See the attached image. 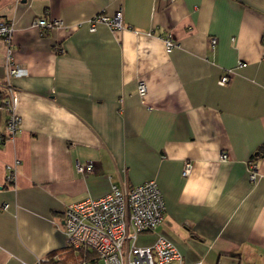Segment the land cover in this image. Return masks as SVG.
<instances>
[{
	"label": "crops",
	"instance_id": "crops-1",
	"mask_svg": "<svg viewBox=\"0 0 264 264\" xmlns=\"http://www.w3.org/2000/svg\"><path fill=\"white\" fill-rule=\"evenodd\" d=\"M120 8L127 30L90 31ZM0 18L14 26L10 45L0 39V96L9 47L27 72L10 82L22 119L11 139L0 111V264L58 261L69 205L150 180L165 220L142 245L164 237L187 263L264 264V157L249 178L264 146V0H0Z\"/></svg>",
	"mask_w": 264,
	"mask_h": 264
},
{
	"label": "built area",
	"instance_id": "built-area-1",
	"mask_svg": "<svg viewBox=\"0 0 264 264\" xmlns=\"http://www.w3.org/2000/svg\"><path fill=\"white\" fill-rule=\"evenodd\" d=\"M174 2L176 0H169ZM105 25L110 30L124 31V12L120 8L112 16L104 13L98 14L89 21L91 32L97 30L98 25ZM33 26L43 30L60 28L62 22L57 19L47 20L37 18ZM14 26L11 22L0 18V39L7 45L11 44ZM264 37V34H263ZM165 47L170 52L175 44L171 35L165 39ZM217 40H210V49H214ZM9 54L6 61V92L0 96V111L7 114L4 139H11L21 127L22 119L17 114L16 106L19 92L10 82L14 77L25 75L26 70L15 64ZM240 66H246L241 64ZM230 82L228 74L219 80L220 86ZM137 93L144 100L147 95V84L143 80L137 83ZM229 159L222 156L223 161ZM18 165V162H16ZM7 167L6 182L13 184L16 180L17 168ZM193 165L186 162L183 176L187 178ZM95 166L92 163L77 164V172L84 177L93 174ZM259 174V166L255 160L249 161V178L255 183ZM165 201L163 194L155 180L147 181L141 185L121 188L112 187V191L100 199H87L69 205L63 213L62 230L66 238L67 247L80 250L90 249L105 264H202V262L187 263L175 245L164 237H159L150 245H142V238L157 231L165 220ZM48 262L41 260L39 264Z\"/></svg>",
	"mask_w": 264,
	"mask_h": 264
},
{
	"label": "rangeland",
	"instance_id": "rangeland-1",
	"mask_svg": "<svg viewBox=\"0 0 264 264\" xmlns=\"http://www.w3.org/2000/svg\"><path fill=\"white\" fill-rule=\"evenodd\" d=\"M85 256L84 251L68 249L59 259V264H105L101 259L93 261L92 259H86Z\"/></svg>",
	"mask_w": 264,
	"mask_h": 264
},
{
	"label": "trees",
	"instance_id": "trees-1",
	"mask_svg": "<svg viewBox=\"0 0 264 264\" xmlns=\"http://www.w3.org/2000/svg\"><path fill=\"white\" fill-rule=\"evenodd\" d=\"M262 157H264V146H262L256 152V154L253 156L252 160H257V159L262 158ZM67 248L68 249H73V248H70V247H67ZM80 250L85 252L86 259H92L93 261L99 259V257L97 256V254L94 251L90 250V249H80ZM47 260H48V262H45L43 264H59L60 263L59 262V259H58V261H54L52 258H50V260L49 259H47Z\"/></svg>",
	"mask_w": 264,
	"mask_h": 264
}]
</instances>
